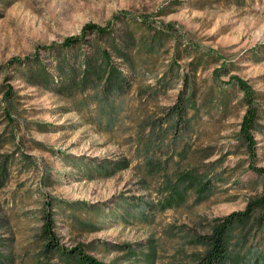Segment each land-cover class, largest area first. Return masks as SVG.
Listing matches in <instances>:
<instances>
[{
	"label": "rangeland",
	"instance_id": "374dc122",
	"mask_svg": "<svg viewBox=\"0 0 264 264\" xmlns=\"http://www.w3.org/2000/svg\"><path fill=\"white\" fill-rule=\"evenodd\" d=\"M123 12L148 17L156 25L170 23L192 34L201 52L208 55L195 79L199 92L211 89L218 70V84L226 88V97L213 98L216 102H210L200 113L196 132L191 138L186 135L179 145H214L216 157L225 154L219 169L225 182L199 205H193L190 198L182 207L152 215L145 204H134L130 212L136 218L131 216L129 221L104 215L121 197L145 201L156 198L153 189H141V178L133 170L137 161L109 177L88 176V169L82 166L132 157V121L126 119L124 129L100 131L55 93L32 87L19 77L10 81L15 97L4 101L6 89L1 74L0 164L4 159L11 161L0 186V253L10 257L12 264L32 263L38 246L39 209L49 196L78 207L70 213L91 226L81 230L58 217V232L66 246L85 244L92 255L109 261L118 254L97 248L100 241L108 246L128 243L145 247L152 242L157 249L155 264H169L181 259L183 250L191 251L182 239L183 233L209 231L214 219L242 211L247 199L260 191L259 179L248 169L247 154L237 147L235 134L245 109L239 103L241 93L228 82L229 75H236L264 95V0H247L242 6L217 0H0V67L11 58L33 54L38 46L78 35L87 23L104 25ZM161 12L165 13L158 16ZM41 54L45 56L43 51ZM180 63L186 66L184 61ZM180 88L178 81L156 103L173 104ZM125 105L136 106L135 97L128 96ZM146 105L153 110L152 102ZM5 108L11 120L5 116ZM260 124L256 162L264 166V119ZM96 206L103 211L94 210ZM145 215L148 220L143 219ZM247 251L235 264H264V234L252 238Z\"/></svg>",
	"mask_w": 264,
	"mask_h": 264
},
{
	"label": "trees",
	"instance_id": "16d2710c",
	"mask_svg": "<svg viewBox=\"0 0 264 264\" xmlns=\"http://www.w3.org/2000/svg\"><path fill=\"white\" fill-rule=\"evenodd\" d=\"M217 1L242 6L247 0ZM207 57L192 34L170 23L156 25L148 17L123 12L104 25L87 23L78 35L38 46L29 56L11 58L0 67V75L3 74L6 89L4 101L15 97L10 81L19 77L32 87L49 89L100 131L112 132L123 128L126 119L132 121V157L82 164L88 169V176L109 177L137 161L133 170L141 178V189H153L155 200L121 197L107 214L103 212L129 221L134 204H145L152 215L182 207L190 198L193 205H199L225 182L224 172L219 170L225 154L216 157L214 145L198 147L186 142L179 145L186 135L191 138L196 132L200 113L210 102H216L213 98L226 97V88L218 84V70L210 90L201 93L195 86L197 72L205 66ZM178 81L181 88L173 104L159 106L156 100L167 95ZM228 83L241 93L239 103L245 109L235 134L237 147L247 154L248 169L259 179L261 188L247 199L242 211L214 219L209 231L183 233L182 239L191 251L183 250L181 259L169 264H235L242 254L248 253L250 240L264 234V166L256 162V136L261 132L260 120L264 119V95L236 75H229ZM128 96L135 97L136 106L125 105ZM148 102L153 103V110L148 109ZM4 113L11 120L8 108ZM157 115H160L158 122L154 119ZM10 161L4 159L0 164V186ZM71 209L79 208L53 196L45 198L39 209L38 246L31 264H155L157 249L152 242L145 244L146 248L128 243L108 246L100 241L97 248L118 254L109 261L92 255L85 244L66 246L58 232V217L66 218L74 228L91 227L70 213ZM93 209L103 211L99 206ZM142 217L149 219L146 215ZM0 264H12L11 258L0 253Z\"/></svg>",
	"mask_w": 264,
	"mask_h": 264
}]
</instances>
